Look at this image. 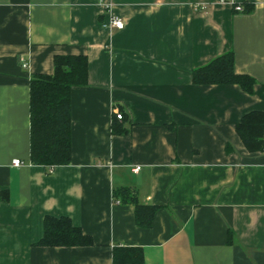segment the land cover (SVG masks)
I'll use <instances>...</instances> for the list:
<instances>
[{"label": "crops", "instance_id": "crops-1", "mask_svg": "<svg viewBox=\"0 0 264 264\" xmlns=\"http://www.w3.org/2000/svg\"><path fill=\"white\" fill-rule=\"evenodd\" d=\"M229 50L252 93L192 82ZM59 54L86 56L87 84L71 89L70 162L45 167L29 162L28 81ZM251 110H264V0H0V264H111L116 245L146 264H264V151L235 131ZM117 187L158 206L149 227ZM46 214L92 245H37Z\"/></svg>", "mask_w": 264, "mask_h": 264}, {"label": "trees", "instance_id": "trees-1", "mask_svg": "<svg viewBox=\"0 0 264 264\" xmlns=\"http://www.w3.org/2000/svg\"><path fill=\"white\" fill-rule=\"evenodd\" d=\"M252 5L245 4L244 12ZM195 84H236L244 92L253 91L255 80L247 74L234 71V53L229 50L191 71ZM87 84V58L84 55L65 54L53 57L51 74L35 73L29 78V162L54 167L66 165L71 157L70 94L72 87ZM118 120V119H115ZM112 122L111 132L125 129ZM235 131L249 152L264 151V110L244 113L235 124ZM112 197L119 203L134 207V221L138 227L151 225L158 206L141 204L129 187H117ZM43 233L39 246L72 247L92 245V238L66 216L44 215ZM111 264H146L142 249L137 246L112 247Z\"/></svg>", "mask_w": 264, "mask_h": 264}, {"label": "built area", "instance_id": "built-area-1", "mask_svg": "<svg viewBox=\"0 0 264 264\" xmlns=\"http://www.w3.org/2000/svg\"><path fill=\"white\" fill-rule=\"evenodd\" d=\"M218 1L219 2H228L229 0H218ZM234 9L237 10V11H240V10H242V7H241V5L236 4V5H234ZM105 25L108 26L110 29L119 30V29L123 28L124 22H123V20L120 17L115 16V15H110L109 18H108V22ZM23 66H24V64H23ZM114 114H115V118L116 119H121L122 118V113L121 112L115 111ZM11 164L15 165V166H18V165L21 164V162H20L19 159H13L11 161ZM135 169H138V166H136ZM49 171H50V169H49Z\"/></svg>", "mask_w": 264, "mask_h": 264}]
</instances>
